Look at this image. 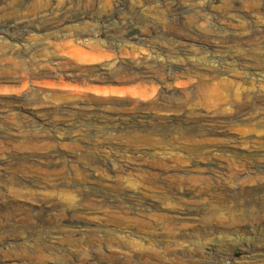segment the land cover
Masks as SVG:
<instances>
[{"label": "rangeland", "instance_id": "rangeland-1", "mask_svg": "<svg viewBox=\"0 0 264 264\" xmlns=\"http://www.w3.org/2000/svg\"><path fill=\"white\" fill-rule=\"evenodd\" d=\"M263 8L264 0H0V55L10 57L0 65L25 72H0L9 86H0V264H264V109L244 101L264 93ZM188 61L195 70L182 67ZM43 63L46 86L29 78ZM129 65L147 68L144 99L104 91ZM169 68L175 77L164 80ZM200 126L210 130L201 136ZM172 170L181 182L164 201L77 197L105 180L141 191L152 173Z\"/></svg>", "mask_w": 264, "mask_h": 264}, {"label": "bare ground", "instance_id": "bare-ground-1", "mask_svg": "<svg viewBox=\"0 0 264 264\" xmlns=\"http://www.w3.org/2000/svg\"><path fill=\"white\" fill-rule=\"evenodd\" d=\"M264 9V8H263ZM263 13H264V11H262ZM264 16V15H263ZM3 27V26H2ZM7 27L9 28V29H16V28H18V27H22V28H24V27H28L27 25H21V24H15V25H12V24H7ZM0 29H3V28H1V26H0ZM27 29V28H26ZM14 31V30H13ZM28 31V30H27ZM3 38H4V36H2ZM60 36H58V38H59ZM63 37V36H62ZM137 37H139L138 35H137ZM53 38H57V36H54L53 35ZM53 42V41H52ZM51 43V42H50ZM49 43H47L46 44V46L48 45ZM193 44V43H192ZM191 44V45H192ZM6 44L4 43V46H5ZM8 45H10V44H8ZM190 45V44H189ZM2 46V45H1ZM4 46H2V48L4 47ZM7 46V45H6ZM193 46V45H192ZM45 47V46H44ZM49 47H50V45H49ZM189 47V46H188ZM1 48V50H3ZM6 48V47H5ZM47 48V47H46ZM52 47H50V49H51ZM191 48V47H190ZM55 49V48H54ZM53 49V50H54ZM9 50H10V46H9ZM14 50V49H13ZM6 51V50H5ZM11 51V50H10ZM44 51H46V50H42V52H44ZM50 51H52V50H50ZM56 52H57V49H56ZM4 53V51L2 52V55H0V61H2V63H1V65L3 64V61L4 60H8V59H10V57L8 56V55H4L3 54ZM11 54V53H10ZM45 54V53H44ZM47 54V53H46ZM45 54V55H46ZM52 54V56H53V54H54V52L53 53H51ZM44 55V56H45ZM47 55H50V54H47ZM60 56V55H59ZM11 57H13V54L11 55ZM31 57V56H30ZM51 57V56H50ZM49 57V58H50ZM54 58V57H53ZM13 60V59H12ZM45 60V59H44ZM58 60V59H57ZM46 61H47V59H46ZM49 61V60H48ZM50 61H52V58H51V60ZM49 61V62H50ZM58 61H60V59L58 60ZM66 61V60H65ZM192 61V60H191ZM190 61V63H192ZM10 62V61H9ZM13 62V61H12ZM33 61L31 60V63H32ZM38 62V61H37ZM45 62V61H44ZM49 62H47L48 63V65L50 66V64H49ZM57 62V61H56ZM67 62V61H66ZM14 63V62H13ZM63 63V62H62ZM189 63V61H188V63H185V65H183L182 67L183 68H185L186 70H191V69H193V70H195L194 69V66L193 65H197L196 63L195 64H190ZM29 64V63H28ZM27 64V65H28ZM43 64H45L46 66H44ZM42 65H43V67H40V66H42L41 64H40V66H37V69L35 70V69H33V67H32V69H31V74L29 75V78L31 77V78H33V79H31V80H35L34 81V84L35 83H38V84H40V83H42V82H45L44 81V79H46L45 77H47V76H49V75H51V70H50V68H47V64L46 63H43ZM53 64V63H52ZM68 64H69V62H68ZM140 64V63H139ZM0 65V72H5V73H12V74H19L18 72H22L21 71V69H17V64H16V66L13 68H11V69H9V68H7L6 66L4 67V66H1ZM4 65V64H3ZM13 65V64H12ZM36 65V64H35ZM58 65H59V63H58ZM62 65V64H61ZM67 65V64H66ZM109 64H107V66H108ZM144 65V64H143ZM142 65V66H143ZM180 65V64H179ZM9 66V65H8ZM60 66V65H59ZM19 67V66H18ZM21 67V66H20ZM36 67V66H35ZM158 67V66H157ZM165 67V65H163V64H161V67L160 68H164ZM179 67V66H178ZM181 67V68H182ZM196 68H197V66H195ZM153 68V67H152ZM159 68V69H160ZM168 68V67H167ZM181 68H178V69H181ZM23 69H24V66H23ZM71 69V68H70ZM144 69V70H143ZM147 69V68H146ZM146 69L144 68V67H137V68H135L133 65H129L128 66V68H122V69H119V70H117L116 72H114V74L113 75H111L112 76V82L114 81L115 82V86H112L113 84H111V86L112 87H107V89H104V91H105V93L107 92V93H110V92H114V93H123L125 90H129V91H131V90H134L135 91V94L137 95V97H139V98H146V96H147V90H145V89H141L140 88V84H139V80H141V79H144L143 77L144 76H142L141 74H142V72H145L146 73ZM155 69V68H154ZM166 69V68H165ZM174 69V68H173ZM172 68H169V69H167L168 71H166L165 73V76H163V79L165 80V79H168V78H174L175 77V70H173ZM27 70V69H26ZM149 70V69H148ZM162 70V69H161ZM181 70H183V69H181ZM196 70H198V69H196ZM25 71V70H24ZM65 71V70H64ZM157 71H158V68H157ZM156 71V73L158 74V72ZM165 71V70H164ZM206 72H207V69L205 70ZM68 72H69V70H68ZM154 72V71H153ZM152 72V73H153ZM163 72V71H162ZM23 73H25V72H22L21 74H23ZM140 73V74H139ZM149 73V72H148ZM151 73V74H152ZM161 73V72H160ZM1 74V73H0ZM63 74V73H62ZM62 74H60V75H62ZM144 74V73H143ZM150 74V75H151ZM10 75V74H9ZM65 75V74H64ZM163 75V74H162ZM5 76V75H4ZM13 76V75H12ZM11 76V77H12ZM15 76V75H14ZM23 76H24V74H23ZM54 76V75H53ZM58 76V75H57ZM5 77H7V75L5 76ZM21 78H22V80L24 81V79L26 80L27 78V76L26 77H22V76H20ZM60 77H62V76H59V77H54L55 79L56 78H60ZM67 77V76H66ZM69 78L71 77L72 79L74 78L75 80L74 81H79V82H81V83H83V84H86V82H84L86 79L81 75V74H74L73 72L72 73H70V75L68 76ZM67 77V78H68ZM110 77V76H109ZM157 77H158V75H157ZM9 78V77H8ZM7 78V79H8ZM13 79H14V77H12ZM18 78V77H17ZM24 78V79H23ZM28 78V79H29ZM48 78V77H47ZM108 78V77H107ZM159 78V77H158ZM49 79H51V78H48V80ZM64 79V78H63ZM71 79V80H72ZM150 79V78H149ZM15 80H17V79H15ZM19 80H21V79H19ZM47 80V79H46ZM60 80V79H59ZM59 80L57 79V82H59ZM61 80H62V78H61ZM64 80H66V79H64ZM68 80V79H67ZM146 80V79H145ZM160 80V79H159ZM9 81V80H8ZM11 81V80H10ZM14 81V80H13ZM12 81V82H13ZM76 81V82H77ZM26 82V81H25ZM40 82V83H39ZM63 83V82H65V81H60L59 83ZM72 82V81H71ZM142 82V81H141ZM0 83H3L2 81L0 82ZM7 83V82H6ZM59 83H57L58 85H59ZM66 83H68V82H65V83H63V84H66ZM70 83V82H69ZM8 84V83H7ZM7 84H5V86H4V84L3 85H0V86H2L3 88L4 87H9ZM21 84H22V82H21ZM25 84V83H24ZM46 84H47V82H46ZM62 84V85H63ZM83 84H79V85H82L81 87H83L82 88V90L83 89H85V88H88V87H85V86H83ZM130 84H133V85H130ZM42 85H45L44 83H42ZM41 85V86H42ZM76 85V84H75ZM88 85V84H87ZM121 85H124V87H122ZM25 86V85H24ZM24 86H22L23 88H24ZM46 86V85H45ZM50 86V85H49ZM60 86V85H59ZM68 86V85H67ZM66 86V87H67ZM197 86V85H196ZM196 86L194 87V88H196ZM1 87V88H2ZM63 87V86H62ZM136 87V89H134ZM38 88H39V86H38ZM90 88V87H89ZM92 88V87H91ZM90 88V89H91ZM94 88V87H93ZM92 88V89H93ZM128 88V89H127ZM130 88V89H129ZM45 89V88H44ZM47 89V88H46ZM5 90V89H4ZM37 90H40V89H37ZM81 90V91H82ZM194 90V89H193ZM226 90H228V91H230V89L229 88H227L226 87ZM32 91V90H31ZM30 91V92H31ZM80 91V92H81ZM83 91H85V90H83ZM133 91V92H134ZM29 91L28 92H25L26 94H25V98H27L28 96H29V94L28 93H30ZM160 93H161V91H159ZM163 92V91H162ZM85 93V92H84ZM33 94V93H32ZM31 94V95H32ZM40 93H38V95H39ZM78 95H80L79 93H77ZM81 94H83V93H81ZM86 94H87V92H86ZM227 94V93H226ZM161 95H163V94H160V96ZM34 96H36V94L34 93ZM83 96V95H82ZM233 96V95H232ZM32 97V96H31ZM40 97H41V95H40ZM58 97V96H57ZM156 97H158V96H156ZM164 97V96H163ZM226 97V96H225ZM242 97V96H241ZM38 98V97H37ZM36 98V99H37ZM42 98H43V95H42ZM139 98H138V100L137 101H142V100H139ZM160 98H162V97H160ZM166 97H164L163 99H165ZM227 98V97H226ZM239 98V97H238ZM245 98L247 99V102L249 101V100H251L250 101V103L248 102L247 104H246V102H245V104H246V106H245V108H247V109H250V110H254V109H264V93H262V92H247V93H245L244 94V101H246L245 100ZM44 99V98H43ZM56 99V98H55ZM60 99V98H59ZM154 99H156V98H154ZM225 99V98H224ZM227 99H229V98H227ZM31 100H32V98H31ZM26 101V100H25ZM30 101V100H29ZM37 101V100H36ZM41 101V100H40ZM151 101V100H150ZM33 102H34V100H33ZM38 102V101H37ZM135 102V101H134ZM153 102V101H152ZM138 103V102H137ZM244 103V102H243ZM257 106V107H256ZM244 107V106H243ZM244 108V109H245ZM121 109V111H122V108H120ZM259 111V110H258ZM239 112V111H238ZM237 112V113H238ZM111 113V112H110ZM117 113V112H116ZM124 113V112H123ZM241 113V112H240ZM197 114V113H196ZM199 114V113H198ZM201 114V113H200ZM205 114V113H204ZM120 115V114H119ZM213 115V114H212ZM211 115V116H212ZM113 116H114V114H113ZM124 116V115H123ZM110 117V116H109ZM115 117V116H114ZM196 117H198V116H196ZM200 117V116H199ZM198 117V118H199ZM209 117V116H208ZM235 117V116H234ZM237 117V116H236ZM112 118V117H111ZM198 118H196V120H198ZM117 119H119L118 117H117ZM124 119V118H123ZM201 119V118H200ZM204 119H206V118H204ZM214 120V118L213 117H211V118H207L205 121L206 122H204L203 120V122L206 124V125H208V126H210L211 124V121H213ZM197 122V121H196ZM202 122V124H204ZM198 124V123H197ZM113 126V125H112ZM193 126V125H192ZM192 126H190V127H192ZM197 127V126H196ZM113 128H115V127H113ZM189 128V127H188ZM208 130H210L208 127H199L198 128V130H197V132H199V134L202 136V135H205L206 134V132H208ZM119 131V130H118ZM184 131V130H183ZM195 131H196V129H195ZM121 132V131H120ZM187 132H188V130H187ZM192 132H193V130L191 131V132H189V133H191L192 134ZM181 133V132H180ZM196 133V132H195ZM183 133H181V135H182ZM188 134V133H187ZM194 134V133H193ZM196 135V134H195ZM194 135V136H195ZM198 136V135H197ZM169 137H171V136H169ZM182 137H185V138H187L188 137V135H185V134H183L182 135ZM129 138H132V137H129ZM179 138V137H178ZM188 138H194V137H188ZM119 139V138H118ZM128 139V138H127ZM191 139V140H192ZM126 140V139H125ZM127 141V140H126ZM125 141V142H126ZM131 141H134V138L131 140ZM170 141V140H169ZM193 141V140H192ZM120 143V142H119ZM115 144H116V142H115ZM121 144V143H120ZM127 144V143H126ZM129 144V143H128ZM117 145V144H116ZM124 145V144H123ZM119 146V145H118ZM125 146H127L128 147V145H125ZM124 146V147H125ZM122 148V147H121ZM92 157V156H91ZM93 157H96V156H93ZM98 159H100L99 158V156L97 157ZM171 158V157H170ZM170 158H167V159H169L170 160ZM173 158V157H172ZM96 159V158H95ZM104 159V158H103ZM102 159V160H103ZM92 160V159H91ZM175 160V159H174ZM177 160V159H176ZM179 160V159H178ZM94 161V160H93ZM152 161V160H151ZM102 163H104V162H102ZM152 163V162H151ZM106 164V163H105ZM154 164V163H153ZM159 164V163H158ZM160 164H162V163H160ZM159 164V165H160ZM164 164V163H163ZM173 164V163H172ZM171 164V166H173ZM91 165V164H90ZM148 165V164H147ZM159 165H157V166H159ZM150 166H152V164L150 165ZM167 166V165H166ZM170 166V167H171ZM90 167V166H89ZM144 167V166H143ZM142 167V168H143ZM153 167V166H152ZM165 167V166H164ZM86 168V167H85ZM84 168V170H86ZM124 168V167H123ZM122 168V169H123ZM150 168V167H149ZM161 168V167H160ZM177 168V167H176ZM144 169H145V167H144ZM154 169V168H153ZM156 169V168H155ZM154 169V171H156ZM56 169H54L53 170V172L55 171ZM61 169H59V171H60ZM159 170V169H158ZM58 171V170H57ZM154 171H152V172H154ZM171 171V170H170ZM180 171V170H179ZM86 172H88L87 170H86ZM89 172H90V170H89ZM87 173V174H90V173ZM115 172H116V170H115ZM148 172H150V170L148 171ZM158 172V171H157ZM166 172H168V171H166L165 170V172H163V173H166ZM172 174H171V176H168L169 175V173H171V172H169V173H166V174H168L167 176L168 177H166L165 175V177L164 176H161L162 174H160V175H157L158 173H155L154 172V174L152 173L151 175H152V177H150V178H148V179H144L145 180V182H144V188L141 190V191H139V190H131V189H129V188H127L128 186H126L125 184H123L122 182H115L116 180H114V182H108V180H105V181H107V183L106 184H103V185H101L100 183H94V184H90V186H88V188H85V190H81V191H78V196L77 197H79V198H84L85 199V197H88L89 195L91 196V195H95V194H100V195H102V196H106L107 197V195H113V194H116V195H118V196H120V198L121 199H124V200H127L128 201V199L129 200H135V202H136V199H137V197H142V198H149L150 199V201H152V200H155V198L157 199V200H161V201H164V200H166V199H168L169 198V195H170V193L172 192V190H174V187H175V184H176V186H178L179 184H177V183H179V182H181L180 180H179V175L180 174H176V172L174 171V170H172ZM182 172V171H181ZM44 173H45V171H44ZM47 173V172H46ZM49 173H52V172H50V169H49ZM56 174H57V172H55ZM84 173V172H83ZM177 173H179V172H177ZM0 174H1V172H0ZM53 174V173H52ZM55 174V175H56ZM59 174V173H58ZM57 174V175H58ZM85 175V177H87L88 178V176H86V174H84ZM144 175H145V173H144ZM182 175V174H181ZM47 176V175H46ZM52 176V175H51ZM149 176V175H148ZM155 176H157V177H155ZM50 177V176H49ZM91 177V176H90ZM97 177V176H96ZM52 178V177H51ZM83 178V177H82ZM181 178H183V177H181ZM7 179V178H6ZM14 179L15 178H13V180H12V178H11V180L12 181H14ZM18 179L19 178H17V179H15V180H17L18 181ZM28 179H30V178H28ZM27 179V180H28ZM54 179V178H53ZM90 179V178H89ZM94 179L96 180V178L94 177ZM101 179H103V178H101ZM112 179V178H111ZM113 179H115V178H113ZM22 180V179H21ZM25 180V179H24ZM31 180V179H30ZM47 180H48V178H47ZM52 180V179H51ZM50 180V181H51ZM56 180V179H55ZM82 180V179H81ZM85 180H88V179H85L84 178V181ZM92 180V179H91ZM94 180V181H95ZM98 180H99V177H98ZM23 181V180H22ZM102 181V180H101ZM109 181H111V180H109ZM139 181H141V180H139ZM177 181H179V182H177ZM20 182V181H19ZM26 182V181H25ZM25 182H24V184H25ZM30 182V181H29ZM46 182V181H45ZM51 182H53V181H51ZM55 182V181H54ZM82 182V181H81ZM86 182V181H85ZM84 182V183H85ZM88 182V181H87ZM86 182V183H87ZM98 182V181H97ZM104 182V181H103ZM33 183V182H32ZM31 182H30V184H32ZM34 183H36V181L34 182ZM59 183V182H58ZM74 183V182H73ZM83 183V184H84ZM183 183H184V181H183ZM63 184V183H62ZM67 186H68V183H67V181H66V183H65ZM142 184V183H141ZM49 186H50V183L48 184ZM52 185H53V183H52ZM56 185V184H55ZM54 185V186H55ZM70 185H72V184H70ZM138 185V184H137ZM180 185H182V184H180ZM53 186V187H54ZM57 186V185H56ZM61 186H63V185H61ZM86 185H84V187H85ZM74 187V186H73ZM72 187V188H73ZM81 187V186H80ZM180 187V186H179ZM57 188H60V184H59V187H57ZM75 188H77L78 189V187H75ZM81 189V188H80ZM80 189H78V190H80ZM73 190H74V188H73ZM180 190V189H179ZM175 191H176V188H175ZM75 192L77 193V191H76V189H75ZM74 192V193H75ZM75 193V194H76ZM184 193V192H183ZM172 195V194H171ZM96 196V195H95ZM97 196H99V195H97ZM175 196V195H174ZM173 196V197H174ZM179 196H180V194H179ZM178 196V197H179ZM66 197H68V196H66ZM93 197V196H92ZM100 197V196H99ZM115 197V196H114ZM172 197V198H173ZM177 197V196H176ZM181 197V196H180ZM113 198V197H112ZM102 199V198H101ZM109 200L111 201V199L109 198ZM123 200V201H124ZM102 201V200H101ZM104 201V200H103ZM112 201H113V199H112ZM145 201V200H144ZM107 202H109V201H107ZM114 202V201H113ZM113 202H111V203H113ZM117 202H118V200H117ZM126 202V201H125ZM134 202V201H133ZM140 202V201H139ZM145 202H147V201H145ZM167 202V201H166ZM116 203V202H115ZM119 203V202H118ZM129 203H130V201H129ZM137 203V202H136ZM148 203V202H147ZM147 203L145 204V205H147ZM127 204H128V202H127ZM132 204V203H131ZM123 205V204H122ZM126 205V204H125ZM124 205V206H125ZM134 205V204H133ZM149 205V204H148ZM132 206V205H131ZM131 206H129V208L131 207ZM125 207H127V205L125 206ZM133 207H135V206H132V208ZM151 207H153V205L151 206ZM124 208V207H123ZM128 208V209H129ZM136 208V207H135ZM145 208H146V206H145ZM189 208V207H188ZM127 209V210H128ZM130 210V209H129ZM133 210V209H132ZM122 211H123V209H122ZM134 211V210H133ZM133 211H131L130 210V213L131 212H133ZM137 211V210H136ZM191 211V210H190ZM124 212H125V210H124ZM129 213V212H128ZM141 215V214H140ZM147 215V214H146ZM149 215V214H148ZM171 218V217H170ZM141 221V220H140ZM70 222V221H69ZM166 222V221H165ZM148 227V226H147ZM156 229V228H155ZM129 230V229H128ZM127 230V231H128ZM126 231V232H127ZM130 231H133V230H129V232ZM167 231H169V230H167ZM171 231V230H170ZM122 233V232H121ZM133 234V232H130V234ZM169 233V235H170V233L171 232H168ZM180 233V232H179ZM176 233H174V235H175ZM181 234V233H180ZM142 235V234H141ZM144 235V234H143ZM147 235V234H146ZM150 235V234H149ZM148 235V236H149ZM177 235V234H176ZM183 235V234H182ZM126 235H124V237H125ZM153 236V235H152ZM178 236V235H177ZM176 236V237H177ZM172 237V236H171ZM170 237V238H171ZM137 238V237H136ZM142 238V240H141V242L146 246V245H149V246H152L151 248H153L152 250L154 251V249H155V243L153 244V243H151L150 242V238H143V237H141ZM160 238H161V236H160ZM163 238H164V236H163ZM167 238H168V236H167ZM180 238V237H179ZM137 239H140V238H137ZM162 239V238H161ZM160 239V241H162ZM173 238H171V240H172ZM177 239V238H176ZM180 239H182V238H180ZM165 239H163V241H164ZM167 240V239H166ZM174 240V239H173ZM132 241V240H131ZM131 241L129 242V243H131ZM138 241V240H137ZM132 242L131 243V245H130V248L131 247H134V249L136 248L137 250H139L140 248V246L138 247V242ZM140 241V240H139ZM154 240L152 239V242H153ZM156 241H158L157 239H156ZM176 241H178V240H176ZM159 242V241H158ZM165 242V241H164ZM169 242H170V240H169ZM172 242V241H171ZM173 242H175V241H173ZM119 243V242H118ZM123 243V242H122ZM126 242H124V244H125ZM166 243H167V241H166ZM179 243V242H178ZM177 243V244H178ZM128 244V243H127ZM142 244V245H143ZM158 244V243H157ZM170 244V243H169ZM175 243H173V245H174ZM140 245V244H139ZM161 245V244H160ZM163 245V244H162ZM165 245V244H164ZM163 245V246H164ZM172 245V246H173ZM176 245V244H175ZM121 246H123V244H121ZM145 246H142V247H145ZM158 245H156V247H157ZM165 246H168V245H165ZM164 246V247H165ZM124 247H125V245H124ZM138 247V248H137ZM169 247H171V244H170V246ZM168 247V248H169ZM173 247H175V246H173ZM178 247V246H177ZM129 248V247H128ZM146 248V247H145ZM158 248H160V246L158 247ZM166 248V247H165ZM133 249V250H134ZM135 249V250H136ZM148 249V248H147ZM150 249V248H149ZM163 249V248H162ZM170 249H172V248H170ZM174 249V248H173ZM129 250V249H128ZM134 250V251H135ZM143 250H144V248H143ZM166 250H168L167 248H166ZM169 251V250H168ZM112 252V251H111ZM127 252H129V251H127ZM132 252V251H131ZM145 252V251H144ZM152 252V251H151ZM157 252H159L158 250H157ZM147 253V252H146ZM169 253V252H168ZM167 253V254H168ZM114 254V253H113ZM124 254H125V252H124ZM132 254H133V252H132ZM158 254V253H157ZM151 255V254H150ZM152 255H154V254H152ZM166 255V254H165ZM145 256H148V255H145ZM154 256H156V255H154ZM161 256V255H160ZM133 257V256H132ZM157 257H159V256H157ZM157 257H155V258H157ZM123 259V258H122ZM159 260H160V258H158ZM126 260H128V259H126ZM133 260H135V259H133ZM137 260V259H136ZM125 261V260H124ZM123 261V262H124ZM161 261H162V258H161ZM164 261V260H163ZM133 262V261H132ZM126 263L128 264V262L126 261ZM130 264V263H129Z\"/></svg>", "mask_w": 264, "mask_h": 264}]
</instances>
